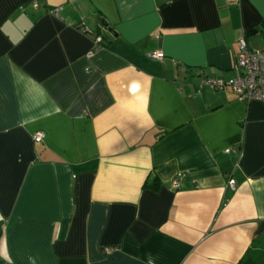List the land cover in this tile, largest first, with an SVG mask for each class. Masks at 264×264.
I'll list each match as a JSON object with an SVG mask.
<instances>
[{
  "label": "crops",
  "instance_id": "1",
  "mask_svg": "<svg viewBox=\"0 0 264 264\" xmlns=\"http://www.w3.org/2000/svg\"><path fill=\"white\" fill-rule=\"evenodd\" d=\"M241 38L264 0H0V264H264Z\"/></svg>",
  "mask_w": 264,
  "mask_h": 264
},
{
  "label": "built area",
  "instance_id": "2",
  "mask_svg": "<svg viewBox=\"0 0 264 264\" xmlns=\"http://www.w3.org/2000/svg\"><path fill=\"white\" fill-rule=\"evenodd\" d=\"M56 14V11L53 12ZM100 42L96 40V44ZM92 56L91 53L88 57ZM150 58H162L161 53H152ZM234 70L237 75L226 81H206L205 83L215 90L230 89L240 101H264V50H252L249 48L246 40H239V53L236 56ZM44 137L43 133L34 135V142L39 143ZM232 149H226L225 153H229ZM178 179H174L172 186L176 188ZM228 187L235 190L233 180L228 181Z\"/></svg>",
  "mask_w": 264,
  "mask_h": 264
},
{
  "label": "trees",
  "instance_id": "3",
  "mask_svg": "<svg viewBox=\"0 0 264 264\" xmlns=\"http://www.w3.org/2000/svg\"><path fill=\"white\" fill-rule=\"evenodd\" d=\"M156 185H153L152 187L155 188ZM237 264H254L252 262V260L250 258H248L247 256L243 257L242 259H240V261Z\"/></svg>",
  "mask_w": 264,
  "mask_h": 264
}]
</instances>
